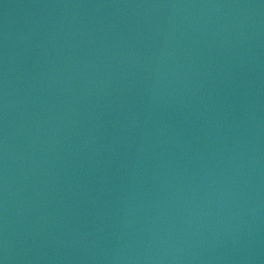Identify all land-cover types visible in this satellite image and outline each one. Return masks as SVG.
<instances>
[{
    "label": "water",
    "instance_id": "water-1",
    "mask_svg": "<svg viewBox=\"0 0 264 264\" xmlns=\"http://www.w3.org/2000/svg\"><path fill=\"white\" fill-rule=\"evenodd\" d=\"M0 264H264V0H0Z\"/></svg>",
    "mask_w": 264,
    "mask_h": 264
}]
</instances>
